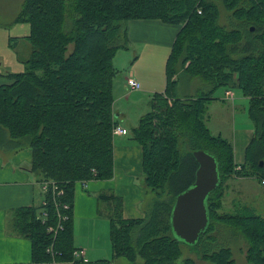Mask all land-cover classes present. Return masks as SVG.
Instances as JSON below:
<instances>
[{"label": "trees", "instance_id": "16d2710c", "mask_svg": "<svg viewBox=\"0 0 264 264\" xmlns=\"http://www.w3.org/2000/svg\"><path fill=\"white\" fill-rule=\"evenodd\" d=\"M219 4L227 11L226 23H220ZM137 19L161 20L181 31L167 61L166 90L154 95L151 111L132 130L143 149L145 185L155 194L146 217L125 219L121 198L99 197L109 204L113 257L131 264L139 258L144 264H178L181 245L187 244L173 236L171 215L176 197L195 181L193 153L204 151L218 163L220 185L207 198V230L188 246L202 248L203 261L237 264L231 248L217 244L226 231L246 241L248 264H264V217L249 209L220 212L226 181L256 177L264 182V0H24L18 21L31 26L25 39L32 49L25 72L8 73L10 82L0 84V151L33 152L31 171L41 201L13 212L17 234L32 242V264H51L52 244L58 263L73 259L75 187L114 176L113 131L119 126L113 111L114 62L129 48L126 24ZM183 75L200 79L206 88L179 97ZM234 88L249 99L254 124L242 165L235 162L233 144L213 135L205 121L216 92ZM54 186L62 196H54ZM58 203L71 210L54 239L47 228L59 223ZM44 210L48 218L42 223ZM183 264L196 261L187 258Z\"/></svg>", "mask_w": 264, "mask_h": 264}, {"label": "crops", "instance_id": "0c3cea01", "mask_svg": "<svg viewBox=\"0 0 264 264\" xmlns=\"http://www.w3.org/2000/svg\"><path fill=\"white\" fill-rule=\"evenodd\" d=\"M180 31V26L164 23L161 20L137 19L127 23L129 48L124 51L128 52L127 57L133 68L130 72H122L121 74L118 72L113 87V111L117 125L126 129L128 134H113L115 166L112 179L93 180L86 184L78 183L76 185L73 207L74 247L78 251H83L85 255L83 258H79L73 253L71 261L59 262L58 264H127L121 258L115 259L113 257L112 260H105L96 257L102 252V245H105V250L107 249L106 245L112 249L110 221L107 216L110 212L109 204L107 201L101 202L99 197L109 194L121 198L125 219H143L146 217V211L142 209V206L149 196V191L141 185V179L144 177L142 168L143 149L133 139V135L131 139L126 140L132 134V130L139 125L144 113H142L143 111L137 112L135 118L130 121V114L124 108L126 105H129L131 109L134 105L138 107L143 105L147 108L146 105H150L155 94L165 92L167 61ZM145 54L147 57H144ZM29 57L23 60L26 61ZM150 59L153 61L161 59V63L165 66V77L157 71L152 75H146L143 70L134 69L137 63H148ZM6 75H0V80L5 81ZM130 77L140 83L141 88L139 90L129 88L128 79ZM0 84L5 83L1 82ZM227 92L229 91H226L222 101L230 99ZM181 96L184 97L185 95H179V97ZM231 100L234 101V98ZM142 101L145 102L142 104ZM214 105L219 104L214 102L209 105L210 109H214ZM235 117L237 118V113H235ZM248 118L251 120L250 116ZM218 135L233 144L236 164H244L247 147L254 136V126L250 124L243 126L240 130L232 132L229 137H224L223 133ZM237 155L241 156L239 161L236 159ZM32 162L33 152L30 149L11 152L0 151V264H32L33 261L32 242L17 234L13 221L14 211L20 208L38 207L41 201L40 183L31 171ZM236 178L241 179L239 177L231 179ZM231 179L226 181L224 185L225 197L228 182Z\"/></svg>", "mask_w": 264, "mask_h": 264}, {"label": "rangeland", "instance_id": "374dc122", "mask_svg": "<svg viewBox=\"0 0 264 264\" xmlns=\"http://www.w3.org/2000/svg\"><path fill=\"white\" fill-rule=\"evenodd\" d=\"M68 1V0H67ZM24 0H0V75L5 76L7 72L11 73H22L26 70L25 60L30 56L31 44L25 39L30 32L31 26L24 22L18 21V16L22 10ZM220 5V4H219ZM221 11V21L220 23H226L227 11L220 5ZM127 25V24H126ZM16 46V47H15ZM15 47V48H14ZM128 52L120 50L117 54L115 60V67L117 71L121 74L122 72H130L133 68L128 60ZM144 57H147L146 54ZM165 59V58H164ZM163 60V58H162ZM135 70H143L146 75H152L154 72L162 73L165 77V66L161 63V59L149 62L137 63L134 66ZM0 76V77H1ZM5 81L0 83H9L6 77ZM1 79V78H0ZM180 83L177 89L178 95L192 96L202 89L206 88L204 83L200 79L189 81L188 76L183 75L180 78ZM234 94V101L229 99L228 101H222L221 99L225 97L226 89H220L215 94L214 102H218L219 105H214V109H210L205 115V121L208 127L211 129L214 135L223 133L224 137H229V135L235 130H240L243 126H248L249 124L254 126L253 122L248 118V107L249 99L245 98L240 89H231ZM182 97V96H181ZM145 101H142V104ZM147 108L140 106H133V109L129 105H126L128 114H130V121L136 116V113L143 111V115L151 111L150 105H146ZM211 110V111H210ZM237 113V118L235 117ZM210 123V124H209ZM129 129L131 127L127 125ZM136 127V126H135ZM132 134L126 138V140L131 139ZM236 159L239 161L241 156L237 155ZM144 177L141 179V185L149 191V196L143 204L142 209L147 211L150 202L155 197V194L151 192L145 185ZM249 209L256 215L264 217V183L260 179L254 178H241V179H231L228 182V190L226 197L223 198V207L220 212L236 214L244 212ZM173 236L177 238L176 234L173 232ZM178 239V238H177ZM221 246L230 247L233 253V258L237 264H248L246 260V241L241 236H234L229 232L221 233L218 243ZM99 247V246H98ZM182 256L177 261L178 264H183V261L187 258H191L196 261V264H212L207 261L200 259L202 253V248L200 247H189L188 245H181ZM102 252L96 257H101L100 259L112 260L113 251L108 245H102ZM194 248V249H193ZM105 250V251H104ZM123 259L127 264L129 263L125 258ZM137 264H144L142 259H138Z\"/></svg>", "mask_w": 264, "mask_h": 264}, {"label": "water", "instance_id": "95a60500", "mask_svg": "<svg viewBox=\"0 0 264 264\" xmlns=\"http://www.w3.org/2000/svg\"><path fill=\"white\" fill-rule=\"evenodd\" d=\"M198 163L195 181L176 197L171 215V227L178 240L194 246L209 226L207 198L220 185L219 167L214 156L196 151Z\"/></svg>", "mask_w": 264, "mask_h": 264}, {"label": "built area", "instance_id": "2783aa9c", "mask_svg": "<svg viewBox=\"0 0 264 264\" xmlns=\"http://www.w3.org/2000/svg\"><path fill=\"white\" fill-rule=\"evenodd\" d=\"M128 86H129V88L131 90H139L141 88L140 83L136 79H134L133 77H130L128 79ZM227 96L230 99H233L234 94L231 91H229V92H227ZM113 134L114 135L115 134L116 135H127L128 131L126 129L122 128L121 126H116L114 128ZM240 169H241V167H237L236 170H240ZM42 186H43V191L44 192H48L49 191V183L48 182H44ZM53 194L56 197H60V196L63 195V191L60 190V189L58 190V187L54 186ZM43 204L46 206L47 205L46 201ZM57 207H58V209L62 210V213H58L59 223H58V225L56 227L49 226L47 228V232L48 233H52L54 239L56 238L58 232L63 230V223L69 220L70 216L67 215V212L71 210V206L69 204H66V203H58ZM64 212H66V213H64ZM47 218H48L47 212L45 210L42 211L41 214L39 215V219L42 221V223H45ZM47 252L53 258V261L51 262V264H58V262L55 260L56 253L54 251L53 244L51 246H49V248L47 249ZM74 255L76 257L83 258L85 253L83 251L76 250L74 252Z\"/></svg>", "mask_w": 264, "mask_h": 264}, {"label": "bare ground", "instance_id": "6f19581e", "mask_svg": "<svg viewBox=\"0 0 264 264\" xmlns=\"http://www.w3.org/2000/svg\"><path fill=\"white\" fill-rule=\"evenodd\" d=\"M49 182V181H48Z\"/></svg>", "mask_w": 264, "mask_h": 264}]
</instances>
